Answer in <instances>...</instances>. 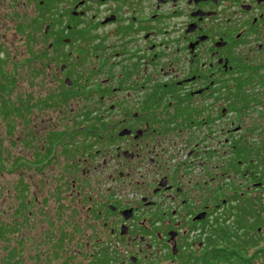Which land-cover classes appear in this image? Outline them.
Returning <instances> with one entry per match:
<instances>
[{
    "label": "flooded vegetation",
    "instance_id": "af4514ba",
    "mask_svg": "<svg viewBox=\"0 0 264 264\" xmlns=\"http://www.w3.org/2000/svg\"><path fill=\"white\" fill-rule=\"evenodd\" d=\"M33 2V18L16 26L24 64L39 77L47 71L60 105L75 104L78 127L71 142L68 133L39 135L25 168L40 173L70 156L74 190L91 191L95 234L108 232L98 244L114 238L131 264H212V250H226L222 231L239 218L261 219L249 239L257 249L264 0ZM41 38L44 49L33 46ZM81 162L91 171L79 172Z\"/></svg>",
    "mask_w": 264,
    "mask_h": 264
},
{
    "label": "rangeland",
    "instance_id": "374dc122",
    "mask_svg": "<svg viewBox=\"0 0 264 264\" xmlns=\"http://www.w3.org/2000/svg\"><path fill=\"white\" fill-rule=\"evenodd\" d=\"M32 2L0 0V264H7L9 257L21 264H89L105 248L118 264H131L127 256L119 255L121 246L115 247L118 242L114 238L110 239V245L98 244L101 242L97 239L107 240L108 232L95 234L99 228L86 211L85 201L91 191L74 190L71 181L79 173L73 167L72 173L68 172L65 164H72L70 156L61 155L40 173L25 168L28 162L34 161L32 153L34 147H39V135L56 136L61 132L69 135L78 127L75 121L72 124L70 114L75 104L68 100L60 105L58 89L51 88L58 84L44 81L47 71L39 77L34 66L24 64L28 55L21 48L16 26L27 25L33 18ZM42 39L33 46L41 44V49L46 45L39 42ZM70 63L75 66L77 62L72 57ZM49 71L55 73L54 68ZM76 72H80L77 67ZM70 137L65 141L71 142ZM74 137L81 140V146L86 143L82 141L83 132ZM16 159L22 163L18 167ZM78 166L79 172L91 171L87 163L81 162ZM63 169L65 173L61 175ZM259 249H264V232L257 249H248V256ZM255 260L257 264H264L262 255Z\"/></svg>",
    "mask_w": 264,
    "mask_h": 264
},
{
    "label": "trees",
    "instance_id": "16d2710c",
    "mask_svg": "<svg viewBox=\"0 0 264 264\" xmlns=\"http://www.w3.org/2000/svg\"><path fill=\"white\" fill-rule=\"evenodd\" d=\"M6 90H4L5 92ZM260 211L264 213V203L259 202ZM249 213V212H248ZM250 214V213H249ZM240 219V218H239ZM236 220L233 228L222 231V237H226V250L221 252L219 250H212L210 254V259L212 264H257L256 258L261 255L264 258V251L254 252L252 255L248 256V248H251L256 245L250 238H254L255 228L257 227V223L260 225L261 219H245L242 221ZM245 229V234H241L240 231ZM253 230V235L247 236L249 230ZM244 231V230H242ZM111 254L107 251L101 253L100 256H94V258L90 261L89 264H118L113 258L110 257ZM7 264H21L18 259L14 260L11 257L6 258ZM34 264H40L39 262H35ZM190 264V263H185Z\"/></svg>",
    "mask_w": 264,
    "mask_h": 264
}]
</instances>
